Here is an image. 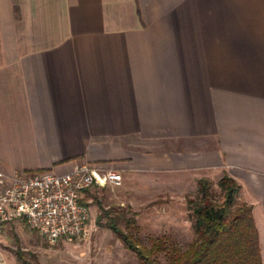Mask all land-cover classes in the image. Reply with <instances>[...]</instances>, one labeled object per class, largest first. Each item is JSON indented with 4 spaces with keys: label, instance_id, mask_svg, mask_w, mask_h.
I'll return each mask as SVG.
<instances>
[{
    "label": "crops",
    "instance_id": "1",
    "mask_svg": "<svg viewBox=\"0 0 264 264\" xmlns=\"http://www.w3.org/2000/svg\"><path fill=\"white\" fill-rule=\"evenodd\" d=\"M83 163L234 178L264 264V0H0V173Z\"/></svg>",
    "mask_w": 264,
    "mask_h": 264
},
{
    "label": "rangeland",
    "instance_id": "2",
    "mask_svg": "<svg viewBox=\"0 0 264 264\" xmlns=\"http://www.w3.org/2000/svg\"><path fill=\"white\" fill-rule=\"evenodd\" d=\"M212 182V191L218 197L219 189L216 182ZM167 187L169 189L158 190V194L150 197L129 201L124 199L127 196L122 193V187L95 185L84 198L93 224L89 242L79 246H49L41 235L23 225H13L0 236V264H18V251H23L28 260L36 256L39 264H139L134 252L126 249L108 228L98 225V203L109 210L110 215L123 213L125 217L135 218L139 231L134 235L141 246L148 249L152 239L164 236L181 251L185 250L194 239L186 199L198 197L197 187L192 182H177ZM105 221L103 218L101 223ZM120 226L123 227V222ZM151 257L153 264H169L164 253Z\"/></svg>",
    "mask_w": 264,
    "mask_h": 264
},
{
    "label": "trees",
    "instance_id": "3",
    "mask_svg": "<svg viewBox=\"0 0 264 264\" xmlns=\"http://www.w3.org/2000/svg\"><path fill=\"white\" fill-rule=\"evenodd\" d=\"M212 184L208 179H198V197L186 199L194 239L185 250L181 251L164 236L152 239L148 249L141 246L134 235L139 231L135 218L125 217L123 213L110 215L100 203L97 223L108 228L126 249L134 252L139 264H153L151 256L160 253H164L169 264H262L252 207L239 199L238 182L226 174L221 176L216 181L218 197L212 191ZM103 218L106 221L101 223ZM16 258L18 264H39L36 256L28 260L23 251H18Z\"/></svg>",
    "mask_w": 264,
    "mask_h": 264
},
{
    "label": "built area",
    "instance_id": "4",
    "mask_svg": "<svg viewBox=\"0 0 264 264\" xmlns=\"http://www.w3.org/2000/svg\"><path fill=\"white\" fill-rule=\"evenodd\" d=\"M121 184L119 171L86 163L64 173H0V236L18 224L49 246L83 245L93 230L85 191Z\"/></svg>",
    "mask_w": 264,
    "mask_h": 264
}]
</instances>
